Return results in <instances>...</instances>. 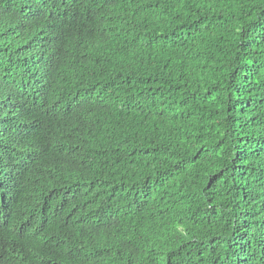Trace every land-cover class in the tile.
Returning a JSON list of instances; mask_svg holds the SVG:
<instances>
[{
	"label": "trees",
	"instance_id": "obj_1",
	"mask_svg": "<svg viewBox=\"0 0 264 264\" xmlns=\"http://www.w3.org/2000/svg\"><path fill=\"white\" fill-rule=\"evenodd\" d=\"M0 264H264V0H0Z\"/></svg>",
	"mask_w": 264,
	"mask_h": 264
},
{
	"label": "clouds",
	"instance_id": "obj_2",
	"mask_svg": "<svg viewBox=\"0 0 264 264\" xmlns=\"http://www.w3.org/2000/svg\"><path fill=\"white\" fill-rule=\"evenodd\" d=\"M30 159H31V161L34 162L35 171H36L37 178H38L37 183L32 184V187L37 186V185H44V184H47L49 187H53L51 182H50V174L48 173L47 157H45L39 153H36V154L34 153V154L30 155V153L28 152V148H26L24 166L29 164ZM5 161L9 165L11 159L6 158ZM11 168L13 170V176L15 177L16 181L18 182L17 170L20 169V161H18V163H14V165L11 166ZM45 189H46V187H41V188H36L35 190H37L38 192L44 193ZM21 214H22V212L20 213L19 217L16 218L17 222H16L15 229L11 228L12 234L14 237L13 240L23 241L29 235V228L20 222L21 220L25 219L24 215L21 216Z\"/></svg>",
	"mask_w": 264,
	"mask_h": 264
}]
</instances>
